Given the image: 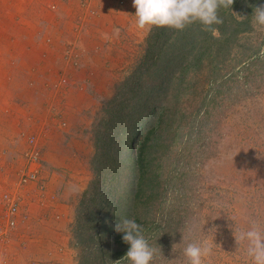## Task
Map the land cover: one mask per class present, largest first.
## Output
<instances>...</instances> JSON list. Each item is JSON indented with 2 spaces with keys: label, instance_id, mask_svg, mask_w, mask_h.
Listing matches in <instances>:
<instances>
[{
  "label": "rangeland",
  "instance_id": "374dc122",
  "mask_svg": "<svg viewBox=\"0 0 264 264\" xmlns=\"http://www.w3.org/2000/svg\"><path fill=\"white\" fill-rule=\"evenodd\" d=\"M118 3L124 5L125 0L123 4L119 0ZM260 5H264V0ZM242 8L243 5L228 9L237 18V13L242 17ZM154 29L155 26L151 30L143 29L139 42L128 47L131 51L117 54L105 61L104 68L98 67L91 74L84 69L83 83L88 85L85 89L76 80H70L71 74L74 75L76 68L81 66L85 53L84 48L76 41L68 43L60 65L49 62L48 69L37 77L42 84L48 83L50 89V94H39L40 100H45V106L42 104L41 110L38 109L42 121H26L23 125L18 124L19 128L13 124L7 125L9 130H15L14 134H19V141L11 143L0 156V160L7 164L5 167L0 166V264H48L40 257L43 252L33 248L36 241L33 238L45 230V224L50 227L46 220L48 215L38 217L32 211L49 200H43L47 189L43 176L47 172L56 178L55 186L58 189L63 182L68 184L69 190L66 189V192L70 196H73V190L76 194L77 188H80L75 221L69 228L72 246L69 251L74 256L71 262L131 264L125 257L126 253L121 259L117 258L109 263L108 258L101 256L98 248L89 249L84 243L78 244L77 212L83 193L94 178L91 166L95 153L94 127L105 103L114 96L119 84L141 61L147 39ZM228 50V56L225 54L217 61L218 70L215 74L207 66L193 74L199 87L196 96L191 94L189 98L183 99L185 120L181 123L180 138L173 149L182 151L188 137L192 140L199 139V142L195 140L196 148L204 160L192 163L196 177L188 182L190 190L185 196V203L190 204L191 208L183 221L173 225L169 214L162 209L148 216L151 221L160 219L162 225L168 228L166 231L162 228L164 241L166 240L164 245H151L158 249L151 264H188L183 250L189 243L206 238L213 242L214 247L212 253L205 258V264H252L251 258L246 254V244L240 247L237 245L234 231L235 228L247 230L254 221L264 228V26L253 24V30L238 35ZM191 75L192 73L189 74ZM217 79L227 80V89L213 100L216 95L213 87ZM70 85L73 86L70 88ZM85 101L88 102L89 109L68 111L67 105L72 108L76 103ZM12 109L22 116L27 112L37 111L23 107ZM44 111L49 115L44 114ZM202 114L207 116L208 125H204L206 127L202 132L196 134L195 127L199 125L197 122L202 119ZM195 117L198 119L193 122ZM32 138L35 140L33 144L42 150V173L36 183L20 188L16 184L26 163L24 152L30 147ZM55 163L60 164L54 165ZM41 185L44 190L40 188ZM14 190L23 195L21 214L17 217V224L1 234V228H6L8 218L4 195ZM54 194L56 196L53 195L52 199H58V196L61 199L60 194ZM168 194V200L176 195L171 189ZM171 200H175V197ZM53 216L59 222L60 216L56 213ZM83 232L84 236L88 234L85 230ZM109 246L115 248L113 242ZM124 250L126 248L120 249L121 252ZM60 257L61 260L55 261L62 263L67 259L63 258V253Z\"/></svg>",
  "mask_w": 264,
  "mask_h": 264
},
{
  "label": "trees",
  "instance_id": "16d2710c",
  "mask_svg": "<svg viewBox=\"0 0 264 264\" xmlns=\"http://www.w3.org/2000/svg\"><path fill=\"white\" fill-rule=\"evenodd\" d=\"M261 1L235 0L233 7L243 5L241 19L228 8H221L218 14L223 23L213 26L219 38L203 30L199 22L183 31L155 27L141 61L105 103L94 127V178L78 207V244L98 248L110 263L121 259L130 247L122 239L124 233L115 230L123 219L141 224L149 244L157 246L164 245L162 231L168 228L160 219L148 220L152 212L166 211L173 225L183 221L191 208L185 203L188 182L196 177L192 163L204 160L196 148L195 140L199 139L185 138L182 151L173 149L185 120L183 99L196 96L199 87L193 74L206 66L215 74L217 61L228 56L238 35L253 30L254 10ZM226 83L215 81L213 100L227 89ZM201 117L196 134L208 125L207 116ZM169 189L176 194L175 200H168ZM83 230L88 234L84 236ZM111 242L115 248L109 246ZM122 248L126 250L121 252Z\"/></svg>",
  "mask_w": 264,
  "mask_h": 264
},
{
  "label": "crops",
  "instance_id": "0c3cea01",
  "mask_svg": "<svg viewBox=\"0 0 264 264\" xmlns=\"http://www.w3.org/2000/svg\"><path fill=\"white\" fill-rule=\"evenodd\" d=\"M135 12L133 0H125L124 5L118 0H0V156L11 143L19 141V134H14L15 130H9L7 125L19 128L30 120L42 119L39 110L45 100H40L39 94H50V89L48 83L42 84L37 77L48 69L47 64L60 65L66 46L76 41L85 53L81 66L76 68L74 75L71 74L70 80H76L83 89L87 88L88 85L83 83L84 69L91 74L98 67L104 68L105 61L131 51L128 47L139 42L142 29L137 27ZM87 105L85 101L72 108L67 105V109H89ZM16 107L37 111L22 116L12 109ZM44 114L49 115L46 111ZM2 165L7 164L0 160ZM43 177L47 186L43 200H49L31 210L38 217L47 214L46 220L55 225L46 222L50 227L45 224V230L33 238L36 240L33 248L43 252L40 257L48 264H74L71 262L74 256L70 255L69 228L75 221L80 188L76 194L73 190V196H70L66 192L68 184L63 182L58 189L52 173L47 172ZM55 192L63 201L60 196L52 199ZM52 213L60 216L59 222L54 220ZM35 231L37 233V228ZM61 253L67 259L59 263L55 260L62 259Z\"/></svg>",
  "mask_w": 264,
  "mask_h": 264
},
{
  "label": "clouds",
  "instance_id": "9594fccd",
  "mask_svg": "<svg viewBox=\"0 0 264 264\" xmlns=\"http://www.w3.org/2000/svg\"><path fill=\"white\" fill-rule=\"evenodd\" d=\"M234 2L235 0H133V6L139 29L151 30L155 26L183 31L187 26L199 22L203 25V30L219 38L218 29L213 27L223 23L219 10L232 8ZM237 19H241L238 13ZM253 24L264 26V5L255 7ZM116 31L118 33L119 29ZM115 230L124 233L122 239L130 245L125 257L131 264H151L158 249L149 244L143 235L141 224L134 219H123L115 225ZM234 236L239 247L246 244V254L251 258L252 264H264V228L254 221L247 230L235 228ZM213 247V242L206 238L189 243L183 252L188 264H205V258L212 253Z\"/></svg>",
  "mask_w": 264,
  "mask_h": 264
},
{
  "label": "built area",
  "instance_id": "2783aa9c",
  "mask_svg": "<svg viewBox=\"0 0 264 264\" xmlns=\"http://www.w3.org/2000/svg\"><path fill=\"white\" fill-rule=\"evenodd\" d=\"M119 2L123 4L124 0H119ZM30 141V147L24 152L26 163L23 165L21 178L18 184H16L19 185L20 188L30 185L31 183H36L38 179H40L42 173V150L40 147L36 146V144H33L35 142L34 138L30 139ZM40 188L44 190L43 185H41ZM22 197V192H18V190L9 191L4 195L6 214L8 215V218L6 220V228H1V234L6 233L7 228L12 229L17 224V217L21 214L20 206L22 204Z\"/></svg>",
  "mask_w": 264,
  "mask_h": 264
}]
</instances>
